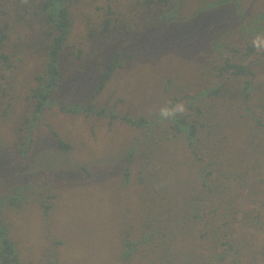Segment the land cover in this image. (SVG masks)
Returning a JSON list of instances; mask_svg holds the SVG:
<instances>
[{
  "label": "rangeland",
  "instance_id": "1",
  "mask_svg": "<svg viewBox=\"0 0 264 264\" xmlns=\"http://www.w3.org/2000/svg\"><path fill=\"white\" fill-rule=\"evenodd\" d=\"M40 1L0 0V30L8 33L9 40L0 46V56L5 54L8 57L6 60L0 58L3 90L0 114L6 111L5 116L0 118V142L7 147H0V196L13 193L17 186L30 189L28 199L22 202L21 208L10 206L6 211L8 237L16 244L22 264H125L120 259L124 237L128 235L134 240L139 236L140 220L146 219L147 215L151 217L152 214L147 211L156 207L154 199L160 196L171 194L169 206L179 216L184 215L187 205L182 200H175L184 192L180 189L185 183L180 179L189 173L190 185H202L198 174L205 160L193 164V151L188 149L182 138L174 135V131L169 132L170 129L159 137L156 135V139L161 138L160 144L151 146L142 129L114 119L110 111L118 115L129 114L130 118L149 116L158 111L159 104L155 100L158 84L167 86L171 78L178 76L176 57L185 60L194 56L199 62L207 59L206 53L212 52L211 46L216 41H230L245 48L256 35H264L251 25L252 19L264 10V0H240L242 13L235 5L208 11L200 14L201 18L196 23L186 25L180 31L178 28L182 24H175L168 34L163 35L159 34L161 26H153L152 23L162 10L167 9L161 3L140 6L135 22L127 12L129 9L124 10L127 25L120 23V28H116L114 24L109 32L104 30L94 10V6L104 5L108 0H80L78 5L73 6L75 26L63 52L58 87L49 95L53 104L44 111V119L38 127L26 133L30 126L24 118L32 117L34 113L37 97L33 96L40 84L36 78L45 75L44 61L47 58L44 55L51 43L41 21L34 19V11L40 6ZM183 1L194 7L193 11L202 7L199 0ZM117 2L133 6L140 0ZM116 54L118 64L115 73L97 92L103 72ZM126 72L130 76L122 79L121 75ZM181 81H184L183 89L180 88L181 82H174L171 86L178 88L180 94L184 91L192 94L193 83ZM210 85L208 83L207 86ZM171 93L167 103L173 102L171 99L175 95ZM214 102L208 101L205 110L209 111L213 106L218 113L220 109H217V104L216 107L213 105ZM8 103L9 111L5 109ZM80 106H95L97 110H108V113H65L62 110L63 107L77 109ZM251 127L247 125L238 138L229 136L220 139L215 129L208 137L206 130L199 132L198 151L204 152L208 146L216 148L218 143L222 144V153L206 155L205 159H218L224 169L230 168L233 173L236 169L244 176L243 159L247 158L249 151L245 137L250 136ZM26 136L29 138V141L26 138V150L17 153L19 143L24 142ZM57 137L68 143L70 148L62 149ZM135 146L136 158L129 169L125 188L124 161L129 159L127 153ZM242 148L247 150L240 152ZM144 159L152 160L149 170L154 173L153 176L146 174L142 177ZM214 177L215 180L210 182L216 188V178H220L215 170ZM244 177L247 183L253 181L248 173ZM212 194L207 193L204 205L195 202L196 206L190 208V211L194 210L189 214L193 219L188 223L189 230L173 231L176 250H182L184 254L192 253L190 245L196 241L205 244L204 251L199 249L210 257L211 242H205L209 238L200 234L207 217H195L205 216L210 210L205 205L211 203L216 207L213 219L221 224L230 222L234 215L230 212L226 215L220 204L228 201L230 206H234L240 202L233 189H216L214 198H211ZM256 199L264 200V194ZM253 205H239L238 216L244 214L246 218L264 222V208L259 206L249 210L253 209ZM228 229L231 240L246 244L240 261L244 264H264L262 230L240 228L237 222L229 223ZM250 243L255 253L252 257L246 252ZM132 264L139 263L133 260Z\"/></svg>",
  "mask_w": 264,
  "mask_h": 264
},
{
  "label": "trees",
  "instance_id": "2",
  "mask_svg": "<svg viewBox=\"0 0 264 264\" xmlns=\"http://www.w3.org/2000/svg\"><path fill=\"white\" fill-rule=\"evenodd\" d=\"M202 2V7L198 11L194 7L186 4L183 0H140L135 5L131 6L128 3H120L117 0H108L104 5L94 6V10L98 13V21L109 32L112 29V25H116V28H120L123 23L127 25L128 21L125 19V11L136 21V16L139 13V7L147 5L150 7L153 4L161 3L167 7L166 10L161 11V15L158 18L153 19V26L160 25L162 32L159 34H168L175 24H182L178 31L182 30L186 25L194 24L197 22L199 15L212 11L214 9L219 10L223 7L237 6L239 12H243L240 0H199ZM80 0H41L39 7L34 11V19L41 21L43 31L47 33V39L51 40V43H47L45 55L47 60L45 63V75L41 78H36L40 84L35 90L34 98L37 97L32 117L24 118V122L29 124V129L26 133L31 132L34 127H38L44 119V111L50 108L53 104L50 93L58 87V82L61 75V62L64 57V50L68 46V40L75 26V17L73 13V6L78 5ZM190 10L192 11L191 14ZM133 12V14H132ZM215 12V11H214ZM260 13V12H259ZM189 14V15H188ZM129 17V16H128ZM125 19V21H124ZM264 10L251 21V25L255 26L258 33H264ZM126 22V23H125ZM121 23V24H120ZM8 26V25H7ZM9 28V27H8ZM115 28V29H116ZM156 28V27H155ZM114 29V30H115ZM1 31V30H0ZM226 35V37H228ZM8 40V33L1 31L0 33V46L4 45ZM9 41V40H8ZM46 44V43H45ZM47 46V45H46ZM242 45H233L228 41H216L211 46V53L207 52L206 57L202 61H196L194 56H188L185 60L176 57L175 63L179 64L177 68L178 76L169 80V84H158V88L155 93V100L159 104L158 111L150 114L149 116H140L138 118H130L129 114L118 115L114 111H110L111 117L116 120H121L129 126L142 129L145 132L146 141L151 146H158L161 138L157 137L168 132L174 131L175 136H179L184 140L188 149L193 151V164L198 163V160L205 164L201 165L202 171L198 174L202 185H190L188 183L189 173H186L180 181L185 184H181V189L184 190L183 194L175 200H182L187 205V209L184 215L179 216L177 211L169 206V196H160L154 199L156 204L155 208H150L147 212L151 215L145 217L139 222V236L134 240H131L128 235L124 237L123 247L121 251L120 259L125 264H132L133 260L139 264H244L240 261V255L243 252L246 244L233 241L229 235V223H238L240 228H248L251 230H262L264 233V222H259L253 218L239 217L237 207L244 203H252L253 209L262 206L264 208V200L256 199L257 196L264 194V51L258 52L252 47V43L241 48ZM238 47V48H236ZM220 49V50H217ZM226 49V51H223ZM215 54V55H214ZM135 57V56H133ZM0 58L6 60L8 57L2 54ZM196 61V62H195ZM118 64V54L109 61V65L106 71L103 72L102 83L99 86L97 92L102 90L103 86L114 75L115 69ZM130 73L126 72L123 76L129 77ZM219 79V82H217ZM189 80L193 83V93L180 92L178 88L175 89L171 86L172 83L181 82L180 88L183 89L184 81ZM45 81H48L45 83ZM210 83V86H207ZM160 88V89H159ZM164 90L163 91H161ZM0 83V101L3 100V90ZM172 103L168 95H172ZM161 94V95H160ZM179 95L181 98H178ZM166 98L168 100L166 101ZM211 101H215L218 113H215L212 106L209 111L205 110V104ZM179 102H183L187 108L186 112L178 115L175 119L162 120L159 116V110L161 107L175 105ZM10 110L9 103L5 108ZM65 113H78L92 112L97 115L106 114L108 110H97L95 106L85 108L80 106L77 109L62 108ZM222 112L220 113V111ZM5 113L6 111L3 110ZM214 111V112H213ZM0 114V118L5 116V113ZM216 119H219L217 121ZM249 122H251L249 124ZM247 125L252 126L250 136H246L247 158L243 159L245 163L244 176L250 174L253 179L252 182L247 183L242 173H238L236 169L233 173L231 169H224L221 159L208 160L205 159L206 155L222 153L223 145L217 144L216 148L207 147L206 151L199 152V132H208L207 137L213 134L215 129L217 136L220 139H227L229 136L240 137V132L246 130ZM24 130V129H23ZM27 136L24 138V142H20L17 153H20L22 149L26 150L28 144ZM230 142V139L228 140ZM57 143L62 149L68 150L70 145L62 141L57 137ZM0 147L7 149L5 143L0 142ZM246 148L240 149V152L247 150ZM137 146L131 148L127 156L129 159H125V179L123 187L126 188L127 176L129 169L136 158ZM21 156V155H20ZM199 157V159H197ZM239 161V160H238ZM152 160L144 159V166L142 167V177L153 176L154 173L149 170ZM240 167V165H237ZM214 170L216 171L220 180H217L218 186L214 188L210 180H215ZM147 176V177H148ZM217 177V176H216ZM145 179V178H144ZM143 179V180H144ZM202 188V190L199 189ZM232 190L236 193V198L240 200L238 204L234 206L228 201H222L220 206L225 209L226 215L228 212L234 215L230 222L218 223L213 217L216 212V207L211 203L206 204L210 210L205 216L197 215L195 218L207 217V221L204 220L203 228L200 229L202 237H208L205 242H211L210 257H206L202 251H204V243L191 242L192 253L184 254L182 250L174 247L176 236L173 231L182 232L183 228L189 230L188 223L193 221L191 215L192 210L190 208L195 207V202L199 204H205L207 200V193L212 194L211 198H214L215 190ZM28 193L30 189L26 187H15L13 193L4 197L0 196V264H20L19 253L17 251L16 244L8 237V228L5 224L7 221L6 211L12 208L19 209L23 206V201L28 199ZM243 193H245L243 195ZM211 198L208 200L210 201ZM164 199L166 201H164ZM256 205V206H255ZM260 208V207H259ZM202 210L204 209L201 208ZM201 213V212H200ZM165 217H167L165 219ZM171 225V228H169ZM174 227V230H173ZM258 227V228H256ZM181 228V229H179ZM222 240H225L221 242ZM264 241V238L262 237ZM223 245L225 248L221 249ZM201 248L202 251L199 249ZM252 244L247 245L246 252L251 257L254 256L252 251ZM190 251V252H191ZM140 257V258H139ZM22 264V263H21ZM252 264V263H251Z\"/></svg>",
  "mask_w": 264,
  "mask_h": 264
},
{
  "label": "clouds",
  "instance_id": "3",
  "mask_svg": "<svg viewBox=\"0 0 264 264\" xmlns=\"http://www.w3.org/2000/svg\"><path fill=\"white\" fill-rule=\"evenodd\" d=\"M26 3L27 0H22ZM252 47L258 52L264 51V35H256L252 40ZM186 112V108L183 102H179L175 105L161 107L159 110V116L162 120L175 119L178 115Z\"/></svg>",
  "mask_w": 264,
  "mask_h": 264
}]
</instances>
